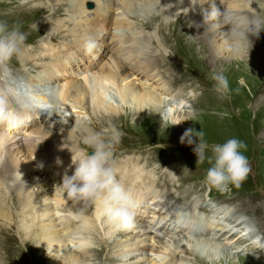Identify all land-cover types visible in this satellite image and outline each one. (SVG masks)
Masks as SVG:
<instances>
[{
	"label": "rangeland",
	"instance_id": "1",
	"mask_svg": "<svg viewBox=\"0 0 264 264\" xmlns=\"http://www.w3.org/2000/svg\"><path fill=\"white\" fill-rule=\"evenodd\" d=\"M76 1L77 0H0V14L4 12L3 14L7 15V19L4 22H7L11 26L15 23H11L9 20L13 17H16L20 13L31 14V12H29L30 10L38 8H47V10L51 9V11H54L55 6L57 7L58 5H64V11L68 12V10H72L71 7L75 4ZM102 1L109 2L110 0ZM112 1L115 4H118L116 2L117 0ZM174 2L175 0L170 2L171 6L174 4ZM89 3H94V7L89 9L87 7ZM136 3H138V1ZM204 3H206L207 6L204 11H210L212 5L215 4V6L219 10H224V8H226L235 14L246 15V12L244 10L255 14V11L258 10L259 13L264 15V0H255L254 2L253 0H245V2H241L240 6H238L236 9L232 6H229V0H207L205 2L204 0H183L182 4H179V8L175 13L173 12L171 14H168V17L165 19V27L163 23V26L160 27L156 25L155 28L151 29L153 26H155V24L146 25V23L144 22L143 25L146 28H142L140 18L145 19L146 16H143L145 14H149V16L156 15V13H158L161 9V11H167V8H164L163 3L154 5L153 8L151 7V11L149 13L143 12L142 15L138 14L137 12H134L135 15H131L135 7L126 12L129 17L133 16L128 19L130 23L135 26L134 29L139 28L137 33L134 35L132 44L129 48L131 49L133 47L134 49H136V51H138L137 48H141V50L144 51V56L142 57V59L145 62V58H148L152 61H159L161 63L156 67L154 72H151L147 75L149 78H147V76L144 77L141 74L140 77H137L138 79L135 77L133 78V80L135 79L134 81H136V84H143V87L145 85L146 87L149 86L150 89L156 88L158 85L157 83H159L160 87L166 90H170L172 97L175 98L174 100L178 101L180 104L178 105L173 103L176 110L174 109V113H172L171 115H169L170 111L168 108H166V110L164 109V112L161 113L162 108L160 107L166 106V103L161 98L157 97V95H154L153 98V101L159 106L157 110L144 109L142 110L143 112L140 110L137 111L135 110L133 105H130V103H124L122 102L123 100H120V87L111 85L109 90V102H111L107 103L108 107L102 105V107L100 108L99 106L92 104L89 108H84L81 105L76 106V102L73 98H66L64 103L66 102L68 106H71L73 104L75 105L74 108H71V111L65 109L66 111H69L71 112V114H73L71 117L70 115L54 117L53 114L48 115L46 112H43L44 116L40 119H37L36 121H31L29 120L31 118H29L28 124L24 126V129H20V133H3V137H6L7 141L6 145L1 149L3 151L2 153H0V156L3 157L2 161L0 162V169L2 164L7 162L16 170V175L13 176L14 180H4L6 181L5 190L7 191L8 195L13 192L15 184H26L29 185L27 192L29 196L33 197L32 199L37 196L40 201H46V199L47 201H49V199L51 201L52 190H54L56 186L62 183L63 177H60L56 173H52L50 175V173L52 172V170H59V167L56 163L59 161L60 164V156L61 158H64L62 157L64 155L63 152H72V148H75V150H73L74 154L76 150H84L87 147L83 143L84 133L86 134L88 131L103 132L104 128L110 131L111 127H115L120 132L124 131L123 134H125L122 136L124 139L121 138L120 140L121 143L119 142L115 145V164L116 162L118 163V165L125 164L124 160L129 159L130 156V159L135 160L138 163H140L141 161V164H144L145 172L148 173V176L152 177V179L150 177L152 186H154L155 183H159L160 178L162 179L163 175H165V178L163 177V180L165 182L164 184H166L167 187H163V192L167 193L165 191L167 190L171 194L177 193V198L185 195L186 192H183L182 195V191H188L192 194V197L189 196V198L191 197L192 199L189 202L190 204H187L181 200H177L174 197L172 200L174 203L171 205L165 204L163 202L159 204V201L157 203H154V201L152 202V197H147L146 199L141 201L139 203V207L136 209V212H143L146 214H144L143 217L135 216L134 225L132 227H139L140 233L139 231L130 230L128 232V235L123 236L121 235L122 233H119L120 230H116L110 227V229H112L113 231L111 232L112 235H109L107 234L109 230L108 225H106L104 221H101V224L99 226V236L96 237V241L94 240L91 243L92 247H95L93 244L96 243L95 245L97 246V249H94L93 251L96 252V254H99L96 255L98 256V260L96 261L92 259L88 260L87 258H82L81 260L82 262H84L77 264H127L129 257L126 256L122 258L121 256H119V253L121 252L119 248L120 245L123 246V250L127 248L126 250L128 252V250L132 248V245L134 247L138 245V248L141 249L143 246H151L152 244H154L153 249L155 251L153 253L149 252L148 254H146L140 252L136 254L137 259L135 261V264H150L152 262L157 263L158 260H163L165 257H168V254L164 252V250L166 249L165 246L162 245L161 241H159V238H155L153 234H148V230L145 233V228L142 226L140 227L139 225H150L151 227L152 224L156 222H158V224L162 222V218H159L157 216L158 214H154L162 207L164 208L163 210L170 211L172 213L185 214L186 212L185 215L188 221V218L191 216L189 215V206L191 205V203L194 202L192 204H194V207H196L197 203L203 200L205 206L200 207L199 209L192 208V211L196 210L195 213L192 214V217L203 219L206 214H204L202 210L206 211L207 208L213 211L211 213L212 216L215 215L216 212V215H218L220 212L222 213V211L228 210L230 213H226L229 214L228 217H231L230 214L236 208L237 203L238 205H245V208L249 207V209L251 210L252 207H258L259 212H254L253 214V212L251 211L252 215H242L241 220H243L244 222L250 220L252 222V228L246 226L248 233H251V231H255L257 225L260 222L259 228L261 229L260 231L262 234L260 235L261 237L259 238V240H262L264 242V33L262 34V32H260L258 36H251V48L249 49V53L248 51H245L241 55L236 57H233L232 54L224 48L225 38L222 40L218 39L216 44H212L210 35L205 36L204 34H202V29H200V27L196 29H198V32H200L201 34H196V29L192 30V39L187 40L185 43L179 42L178 44H176L175 41L172 40V42L168 44V42H166L165 40L166 36H170L169 27L167 24L174 23L181 15L186 16L189 20L195 18L197 13L201 11V4L204 5ZM139 4L150 5L146 4L145 0H142V2L138 3V5ZM121 7L122 5L118 4L117 9H121ZM85 9L92 13L96 9L95 2L92 0H88L85 4ZM44 11L45 10H43V12ZM47 12H39L37 14L39 16L38 18H36V20L38 21L39 19H43L44 16L45 18H47L49 15ZM119 12L121 13L122 9L119 10ZM201 16L202 19L203 13L201 14ZM118 17L120 18V16ZM118 17L116 15H113L108 25L106 26L107 29L105 31H101L100 29H98V32L95 33V35H92V40L95 41L96 46L91 52H88L86 50L84 51L86 54L94 55V60H92L93 63L91 64V66H86L84 63H80L81 66H77L75 64L74 67L76 69L68 70L67 73H65L57 83H52L48 88H51L52 85H54V88L58 87V85H67V89V87H70V85L76 86L80 84L84 81L85 78L97 76L100 73V69L103 67L105 68V66L112 65V67H114L115 69H118L120 67L117 63H120L119 65L122 64L119 55L122 45L120 46V37L118 35L121 33L122 29H118L113 25L115 22H118L116 21ZM51 18L56 20H67L66 16ZM51 18L48 17L46 19V22H48V20H50ZM28 20L29 19L26 20L27 22L24 21L23 23L15 24L18 25L20 27V30L22 32H25L27 36V40L25 41L27 47L24 51V57L26 58H28V55L31 54L29 52L40 50L38 46L41 47L42 41L40 42V40L43 36L50 35L48 33V30H45V28H41L38 30H34L31 28V30L30 27H33L32 23L35 19H33L31 22H28ZM189 24L190 22L187 24V26ZM189 26L191 27V24ZM46 27L48 28L47 24ZM134 31L135 30H131L129 33L131 34ZM61 32H56L55 37H53L54 43L67 38V33L64 34L63 32ZM162 32L164 33V35ZM127 36H130L131 38L133 37L131 35ZM32 37L35 39H32ZM47 38L48 37L45 38L46 45L50 41L49 38ZM154 42H156L157 44H155ZM215 45H221L223 49L221 50V52L216 53L219 59L217 58L218 60L216 59L214 62H212L210 60L213 53L216 52L214 48ZM31 46H33V48ZM74 54H77L76 50ZM69 57L71 56L64 55L62 63H64L66 60H70ZM227 61L232 62L233 65H231L230 67ZM11 63L14 73L18 76L21 70L23 71L22 68H31H27L26 71L33 72L34 69H37L36 67H38V65H40L42 62H36L35 60L33 61L31 59L29 62L27 61L24 64L23 60L20 63L16 58H13ZM30 65H32L33 67ZM62 66L64 70V66H66V64ZM145 66L146 70L150 68V64L148 63H146ZM85 68H87V70H84ZM214 74H223L229 81L231 92L230 95L225 99H219L217 94L213 90V86L215 83V81L213 80ZM153 78L154 80H152ZM40 89L44 90L46 88L44 86L40 87ZM60 107L63 108V105H61ZM115 116H118L117 120H114L113 123L109 125L112 118ZM155 119H158L159 122ZM0 128L7 129V126H2ZM46 128L52 129L54 132L58 133L57 137L61 142V144L58 145V152L56 150H52L54 149L53 146L51 147L45 144V142L39 140L41 138L38 137L36 131ZM64 129H66L67 131L70 129L73 130L74 134H72L71 140L69 142L65 137L61 136L62 130ZM188 129H192L194 132H199L202 130L204 132L203 138L210 146L212 144H222L230 138H237L246 144V149H242V152L249 160L251 172L248 178L242 183L239 188L233 187L229 192L220 193L214 189L209 191L205 187V185L203 184V179L206 170L208 169V167H210V165L208 164L207 160H205L203 164L197 165V156L193 151L195 144L189 145L186 141L185 143L180 142L181 136ZM125 138L127 139V141L125 140ZM193 138L198 143V138ZM65 145H71L70 149ZM89 151L93 150L90 149ZM47 153L48 155L46 157ZM207 154H211L210 149ZM126 155L129 156L127 157ZM66 156L68 158H71L69 157V154ZM138 158H141L142 160L139 161ZM47 160L51 161L52 166L49 165L45 169L43 165L48 164L46 163ZM64 160L65 159L61 161L62 164L60 165V168L64 171L74 172L75 169L66 166ZM50 167L51 170L48 171ZM180 167L182 169L184 167V169L182 170ZM19 169H22L23 171L20 173ZM19 174H21V176ZM143 175V173L139 174L137 176L138 179L139 177L143 178L141 177ZM166 176L168 179L166 178ZM185 176L189 178L184 179V181L181 182V180H183ZM136 179H134V184H138L139 182H141V180ZM166 182H169L170 185ZM179 182H181V186ZM178 184L179 187H177ZM196 186H198V189L195 188ZM200 189H202V193ZM57 191L60 192L58 188ZM138 196L140 197L141 195ZM229 196L231 198L234 197L233 199L235 200V203L226 201L230 198ZM242 202L244 203L241 204ZM26 209L27 207H25V212L27 211ZM56 211L48 213L47 217L45 215V219L47 218L48 222H50L52 221V219H57L56 217H58V221L65 222L66 216H68L67 210H58V213ZM26 215H28V212H26ZM192 217L191 219L189 218L190 222L194 220V218ZM251 217L253 220L251 219ZM211 218L215 219L214 217ZM36 220L38 219H35V226L33 227L32 225L34 224L32 221L27 223L28 225L29 223L31 225L29 228V237H22L21 232H18L17 230V225L12 226L11 230L6 229V235H12V238H14L15 241V245L17 246H11L18 251L12 252L19 253V255L11 258L8 255L6 249L1 248V238L0 253L2 256H5L2 257V263L4 262L3 264H29L26 260V252L23 249H26V247L24 246L26 242L30 244L33 240V232L36 227ZM212 222L213 221H211L210 223L212 224ZM221 222L222 224H218L216 222V226L221 228H229V226L231 227V224L227 222L225 218L222 219ZM210 232L212 233V231ZM144 233L146 235H143ZM211 236L212 234H210V238ZM145 237H150L152 238V240L150 238L145 240ZM135 238H137L138 241H136ZM70 240L71 241L67 242L64 251L61 250L60 252L56 253L50 250L46 251V247L44 244L40 243L39 245L33 246V244L31 243L30 245L32 246V248H28V257H32L33 259H31L30 261H35L37 264H66L65 262L68 261L65 260V257L67 255H71L75 248H79V243L76 239ZM133 240L135 244L133 243ZM181 240L183 241V243L187 241V239ZM112 243H114L115 246ZM220 243L221 246L225 248V250H229V254L226 250V254L222 253V255L220 256L214 255L213 260V258L207 257V254L198 252L197 256L200 260V262L198 263L242 264L241 260L243 258H248L251 261L250 264H264V248L256 250H246L244 248L237 249L235 248L236 246H226L223 241ZM21 244L23 247L21 246ZM104 244L105 246H109V250H111V253H108V249H105L104 253L102 251L98 252L99 249L102 248V245L104 247ZM75 253L76 252H74V254ZM172 253L180 257L181 261L185 264H198L196 263L192 252H189L187 248L183 249V251L181 252H179V250H174L172 251ZM46 257H48L49 259H46ZM21 260H23L24 262L18 263L21 262ZM202 260H204L203 263H201Z\"/></svg>",
	"mask_w": 264,
	"mask_h": 264
},
{
	"label": "bare ground",
	"instance_id": "2",
	"mask_svg": "<svg viewBox=\"0 0 264 264\" xmlns=\"http://www.w3.org/2000/svg\"><path fill=\"white\" fill-rule=\"evenodd\" d=\"M87 1L88 0H77L75 2V4L71 7L72 10L71 11L68 10V12L64 11V5H58L57 7L55 6L54 11L53 10L51 11V9L47 10V8L46 9L45 8L32 9L30 11L28 10L29 12H31V14H26V13H20L18 15L16 14L17 15L16 17H13L12 19L9 20L11 23L20 24V23H23L24 21H26L27 19H29L28 22H31L33 19H35L34 22L32 23L33 27L29 26L30 29L32 28L34 30H38L41 28L42 29L45 28V30L47 29L48 33L50 34L49 36L45 35L50 40L47 43V45H46V39H45L46 37L43 36L42 39L40 40V42L42 41V45H41V47L38 46V48H40V50H37L35 52H29L31 54L28 55V58L24 57L25 54H23L21 56V58L18 60L20 63L23 60L24 64L27 61L29 62L31 59L33 61L35 60L36 62L37 61L42 62L40 65L37 64L39 68L36 67L37 69H34L33 72H29V71H26L28 67L23 66L24 67V68H22L23 71L21 70V72L18 74V77L27 80L29 83H31L35 86H40V87L45 86V88L48 89V87H50V85L52 83H55V82L57 83L58 80L61 77H63V75L65 73H67L68 70L76 69L74 67L75 64L77 66H79L80 63H84L86 66H91V64L93 63L92 60H94V58H93L94 55L86 54L84 52L86 50L85 49V42L89 38L92 39L93 38L92 35H95V33L98 32V29H100L101 31H103V30L105 31L107 29L106 26L108 25L112 16L116 15L117 17L120 16V18L118 17V19H116V21H118V22H115L113 25L116 26L118 29H122V31L120 30L121 33L120 34L118 33L119 34L118 36L120 37L119 38L120 39V42H119L120 46L122 45V48L120 50L121 52H119L122 64L119 65L120 63H117L118 66H120L118 69H115L114 67H112V65L105 66V68L103 67L100 69V71H99L100 73L97 76L85 78L84 81L81 82L80 84H78L76 86L70 85V87H67V89H66L67 85H61V86L58 85V87H56V88H54L53 87L54 85H52L51 89L54 88V90H55L57 102L59 103L60 106L63 105V108L60 107L61 109L56 110L53 113V116L59 117V116L70 115V117H71L73 115L69 111H71L72 110L71 108H74L75 105L73 104L71 106H68L66 102L64 103L66 98H68V99L73 98L76 102V106L81 105L84 108H89L92 104H95V105L99 106L100 108L102 107V105L107 106V103L111 102V101L109 102V100H110L109 99V96H110L109 90H110L111 85L119 86L120 87V89H119L120 100H123L122 102H124V103L125 102L130 103V105H133V107L137 111L138 110L142 111L144 109L157 110L159 106L153 101L154 95H157V97L161 98L166 103V106L160 107V108H162L161 113H163L164 109L166 110V108H168L170 111L169 115L174 113V109L176 110L174 104H178V105H180V104L178 101L174 100L175 98L172 97L170 90H166V89L160 87L159 83H157L158 85L156 88L150 89V87L148 85H147L148 87H146V85L143 87V84H136V81H134L135 79L133 80V78H135V77L136 78L140 77L141 74L145 77L148 74H150L151 72H154L156 67L158 65H160L161 63L159 61L158 62L152 61L148 58L147 59L145 58V60H146V62H145L142 59V57L144 56V51H142L141 48H137L138 51H136V49H134L133 47L131 49L129 48L132 44V39L134 38V35L137 33L139 28L134 29L135 26L133 24H131L129 19H128V18L133 17V16L129 17L126 14V12L135 7V9L132 11L131 15H133V14L135 15L134 12H137L138 14L142 15L143 12L149 13L151 11V7L153 8L154 5L159 4V3H163L164 8H167V11H161L162 10L161 9L158 13H156V15H152V16H149V14H145V15H143V16H146L145 19L140 18V21L142 23L141 24L142 28L143 27L146 28L143 25L144 22L146 23V25L155 24V26H153L151 29L155 28L156 25L161 27V26H163V23H164V27H165V25H166L165 19L168 17V14H171L173 12L175 13L179 8V4L181 5L183 0H175L174 4L172 6H171L170 2H172L173 0H145L146 4H150V5H144V4L138 5V3H141L142 0H117L116 2L118 4L122 5V7H121L122 12L121 13L119 12V10H121V9L120 8L117 9L118 4H115L112 0H110L109 2H107V1L103 2L102 0H92L96 4V9L92 13H90V11L85 9V4L87 3ZM137 1H138V3H136ZM205 1H207V0H204V2ZM254 1L255 0H253V2ZM241 2H245V0H229V3H230L229 6H232L233 8L236 9L238 6H240ZM205 8H207L206 3H204V5L201 4V8H200L201 11H199L197 13V15L195 16V18H193L191 20H189L186 16L181 15L180 17L177 18V20L174 23L167 24L169 27L170 36L165 37L166 42H168V44H170L172 42V40H174L176 44H178L179 42L185 43L187 40L192 39V36H191L192 30H195L196 28H199V27H200V29H202V31L200 30L202 34H204L205 36L210 35V37H211L210 40L212 41V44H216L218 39L219 40L224 39L225 37L222 33L228 31L227 30L228 26L222 27L217 33H215V36L213 38H212V35H213L212 33L206 32L207 26L203 24V18L201 19V17H202L201 14L204 12ZM43 10H45V11L43 12ZM221 11H223V10H221ZM244 11L246 12V15H259L261 18H264V15L259 13L258 10L255 11V14H252L251 12L246 11V10H244ZM39 12L40 13L47 12L49 14V15L47 14L49 18H51V17L58 18V17H65L66 16L67 20H56V19L51 18L50 20H48V22H46V19L48 17L45 18V16H44L43 19H39L37 21L36 18H38L39 15H37V14ZM3 13L0 14V21H6V19H7V15L3 14ZM191 21H193V22H191ZM189 22L191 24V27L189 26L190 24L187 26V24ZM46 24H47L48 28L46 27ZM23 29H25V28H23ZM131 30H135V31L130 34L129 32ZM59 31L60 32L62 31L64 34L67 33V36H66L67 38L65 37L66 39H63V40L58 41L57 43H54L53 37H55L56 32H59ZM260 32H262V34H263L264 30H261ZM201 33L198 32V29H196V34L200 35ZM124 34L131 35L133 37L131 38L130 36H127ZM163 35H164V33H163ZM136 37H137V35H136ZM250 37L251 36H249V39H250ZM138 38H139V36H138ZM32 39H35V38L32 37ZM154 43L157 44L156 42H154ZM31 47L33 48V46H31ZM32 48H30V49H32ZM214 48H215L216 52L213 53V55L211 56L210 61H212V62H214L218 58L216 53L221 52V50L223 49V47L221 45L220 46L215 45ZM254 49H255V47H254ZM75 50H76L77 54H74ZM64 55H67V56L70 55L71 57H69L70 60H66L64 63H62ZM146 63L150 64V68L147 70L145 69ZM65 64H66V66H64L65 68L63 70L62 65H65ZM228 64L230 67H231V65H233L232 62H228ZM30 66H32V65H30ZM28 69H31V68H28ZM35 70H39V71L35 72ZM84 70H87V68H85ZM32 73L34 75L35 74L36 75L34 76V75H32ZM147 78H149V77L147 76ZM152 80H154V78ZM40 87H38V88H40ZM44 98L47 99L46 97H44ZM65 109H67L69 111H66ZM36 114L39 115L40 117H42L44 115L43 112H41V113L39 111L33 112V113L25 115L23 124H21L19 126H7V129L6 128H0V153H2L3 150H1V149L3 148V146L6 145V141H7L6 137H3L4 134H13V133L17 132L18 130L24 128V126L26 124H28V119L34 117ZM117 117L118 116L113 117L109 125H111L114 120H117ZM154 118H156V117H154ZM37 119H36V117H34V120H37ZM155 120L158 121V119H155ZM75 123H76V121H75ZM105 129L106 128H104V130ZM36 132L38 134V137L41 138L39 140H41L42 142H45V144H47L51 147L53 146L54 149H52V150H56L58 152V149H59L58 145H60L61 142L58 140V137H57L58 133L57 132H54L52 129H49V128L39 129ZM72 134H74L72 129H70L68 131L66 129H64V130H62L61 136L65 137L69 142L71 140ZM84 135H85V133H84ZM123 135H125V134H123ZM125 140L127 141L126 138H125ZM131 140H132V138H131ZM127 145H128V143H127ZM65 146L70 149L71 145H65ZM72 147H74V146H72ZM80 147H81V145H80ZM130 147H128V148H130ZM114 149H116V147ZM71 150L73 152V150H75V148H72ZM81 151L76 150L75 154L73 152V155L78 156V155H80ZM128 152H129V150H128ZM47 155H48V153L46 154V157H47ZM2 157L0 156V162L2 161ZM39 157H41V156H39ZM69 157H71V156H69ZM122 158H123V156H122ZM64 159H65L64 162H65L66 166H69L70 168L75 169V165L72 163V158H68L66 156ZM68 159H69V161H66ZM138 159H139V161L142 160L141 158H138ZM124 162H125V164H123V165H121V164L118 165L117 162H116V164L114 163V166L117 169L118 179L133 194L134 198L138 201V203H140L141 201H143L147 197H152V202L154 201V203H157L159 201V204H161V202H163L165 204L171 205L174 203L172 201L173 197H174L177 200H181L187 204H190L189 202L192 200L191 199L192 194L189 193L188 191H182L181 192L182 195H183V192H186V193H185V195H183L180 198L179 197L177 198V196H178V195L176 196L177 193L171 194L167 190H165L167 193L163 192V190H164L163 187H167V185L164 184L165 182L163 180L165 178V175H163L164 178L163 177H162V179L160 178L159 183H155L156 186L155 185L152 186L151 182H150L152 177L148 176V173L145 172L144 164L142 165L141 161H140V163H138L135 160L130 159V156H129V159L124 160ZM146 165H148V164H146ZM160 167H161V165H160ZM183 169H184V167H183ZM19 171L21 173L23 170L19 169ZM15 172H16V170L12 167V165L8 164L7 162L3 163L1 166V169H0V239L2 238L1 239V248L6 249L8 255L11 258L19 255V253H16L18 251L16 249H14L13 247H11V246H14V247H17V246L15 245V241H14V238H12V235H10V234H9V236L6 235V229L11 230L12 226L17 225V230H18V232H21V236L22 237L23 236L29 237V228L31 225H30V223H29V225L27 223L32 221L34 224L35 219H38V220H36V227H35L34 232H33V240L31 239L32 240L31 243L33 244V246L39 245L41 243V244L45 245L46 251L50 250V251H54L56 253V252H60L61 250L64 251L67 242L71 241L70 239H73V240L76 239L77 242L79 243V248H75L74 251L71 253V255H67L65 257V260L68 261L65 263L66 264L83 263L84 261L82 262V260H81L82 258H87L88 260L92 259V260L97 261L98 256H96V255L98 253L96 254V252L93 251L94 249H97V246L95 245L96 243L94 242L95 244H93V245L95 247H92L91 243L94 240L96 241V237L99 236V233H100L99 232V226L101 224V221H104V223H105V218L103 217V215L101 213L100 207L98 205L94 206V207H88L87 209L84 210L83 214H81V209L83 206L78 205V204H73L71 201H69L65 198L63 193L58 192L57 189L52 190V193H51V197H52L51 199L52 200L51 201H50V199H49V201H47V199H46V201H42V200L40 201L37 196L34 199H32L33 197L29 196L28 192H27L29 185H26V184H18V185L15 184V188H14L13 192L8 195L7 191L5 190L6 181H4V180H6V179L14 180L13 176L16 175ZM73 173L74 172H71V174H73ZM141 173L144 174L143 176H141L143 178L139 177V179H138L137 176ZM71 174L69 176H71ZM187 174H188V172H187ZM19 175L21 176V174H19ZM150 177H151V179H150ZM166 178H167V176H166ZM187 178H189V177L185 176V178H183V180H181V182ZM134 179L141 180V182H139L138 184H134L135 183ZM181 182H179L180 186H181ZM166 183L170 185L169 182H166ZM197 183H199V182H197ZM200 186H201V184H200ZM177 187H179V184ZM197 187L198 186H196L195 188H197ZM169 188H170V186H169ZM156 189H158V190H156ZM201 190L202 189H200V191ZM192 191H193V189H192ZM201 193H202V191H201ZM138 195H141V196L139 197ZM189 196H191V197L189 198ZM233 198L230 197L226 201H231V203H235L234 202L235 200ZM224 200H225V198H224ZM244 202H242L241 204H243ZM192 203H194V202H192ZM192 203L189 206V215H191L189 217L190 219L192 217V214H194L196 211V210L192 211V208L199 209L200 207L205 206L204 200L198 202L196 207H194V204H192ZM244 206L238 205V203H237L236 208L230 214L231 217H228L229 214L226 213V212H229L228 210L222 211V213L220 212L218 215H216L217 214V212H216V214L212 216L211 213L213 211L210 210L209 208H207L205 212H208V214L210 213L211 214L210 216H207V214H206L203 219H199L197 217H195V218L192 217V218H194V220L191 222H190L189 218L187 221V218L185 215L186 212H185V214H178V213H172L170 211L163 210L164 209L163 207L160 209L158 208L159 210L157 212H155L154 214H158L157 216L159 218H162V220H163L162 222H160L159 224H158V222H156V223L152 224L151 227H150V225H145V226L139 225V226L140 227L142 226L145 228V233L148 230V234H153V236L155 238L156 237L159 238V241H161L162 245H164L166 248L164 250V252L166 254H168L167 255L168 257H165L161 261L158 260L157 263L152 262L150 264H185L181 261V258L174 255V253H172V251L179 250V252H181V251H183V249H186V248L189 250V252H192L196 263L200 262V260L197 256L198 252L199 253L202 252L203 254H207V257H209V258L210 257L213 258L214 255L220 256V255H222V253L226 254L227 251H228L227 253L229 254V250L226 249L227 250L226 251L225 248L221 246L220 242H222V241L225 243L226 246H228V245L229 246H236L235 248H237V249H240V248H244L246 250H249V249L250 250L251 249L256 250V249H260V248L263 249L264 248V242L262 240H259V238L261 237L260 235L262 234L260 231L261 229L259 228L260 222H259V224L257 223L258 225L256 224L257 228L255 229V231H251V233H248L246 226H249V228H252L253 227L251 225L252 222L250 220L247 222H244L243 220H241L242 215H249L250 216V215H252L251 211L253 212V214H254V212L255 213L259 212L258 207L257 208L252 207V210H251V209H249V207L245 208ZM25 207H27L26 212H28V215H26ZM62 209L67 210V213L69 216V217L66 216L65 222L64 221H58V219H59L58 217H56L57 219H52V221H50V222H48L47 218L45 219V215L47 217L48 213L55 212L56 210H57L56 212L58 213V210H62ZM211 217H214L215 219H212ZM252 217H251V219H252ZM224 218L226 219L227 222H229L231 224V227L229 226V224H228L229 228H221V227L216 226V222L218 224H220V223L222 224L221 220ZM102 219H104V220H102ZM53 220H55V221H53ZM211 221H213L212 224L210 223ZM178 223L181 225L179 226ZM254 224H255V222H254ZM33 226H35V224L32 225V227ZM193 226H198L197 230H194ZM108 227H109V230H108L107 234L110 235L113 230L110 229L111 226L108 225ZM130 230L131 231H133V230L139 231V233H140L139 227L131 228L128 230H120L119 233H122L121 235L126 236L129 234L128 232ZM210 231H212V233ZM15 232H17V231H15ZM4 233H5V235H4ZM145 233L143 235H146ZM210 234H212L211 238H210ZM148 238H150V237H145L144 239L147 240ZM135 239H136V241H138L137 238H135ZM150 239L152 240V238H150ZM181 239H187V241H185V243H183V241ZM198 239H200V240H198ZM133 243H134V240H133ZM30 244L27 242L24 244L26 249H23V250L26 252V260L28 261L29 264H37L35 261H30L31 259H33L32 257H30V258L28 257L29 256L28 248H30V247L32 248V246ZM112 244L114 245V243H112ZM145 245H147V244H145ZM153 245L154 244H152L151 246L150 245L149 246L148 245L143 246L141 249L138 248L139 247L138 245H136L135 247L132 245V248L130 250H128V252L126 250L127 248L125 250H123V246L120 245L119 248H120L121 252L119 253V256H121L122 258L128 256L129 260H128L127 264H135V261L137 259L136 254H138L140 252L146 253V254H148L149 252L153 253L155 251L153 249ZM21 246H22V244H21ZM105 249H108L107 250L108 253H111V250H109V246L108 245L105 246V244H104V247L102 245V248H100L98 252L102 251L104 253ZM12 251H16V252H12ZM74 252H76L77 254L76 253L74 254ZM113 256H115V255H113ZM263 256H264V254H263ZM2 257H5V256H2L0 253V264L4 263V262L2 263ZM207 257H206V260H207ZM46 259H49V258L46 257ZM243 259L241 260L242 264H250L251 263V261L248 258H243ZM213 260H214V258H213ZM203 261L204 260H202L201 263H203ZM22 262H24V261L21 260V262H18V263H22ZM115 262H117V261H115Z\"/></svg>",
	"mask_w": 264,
	"mask_h": 264
},
{
	"label": "clouds",
	"instance_id": "3",
	"mask_svg": "<svg viewBox=\"0 0 264 264\" xmlns=\"http://www.w3.org/2000/svg\"><path fill=\"white\" fill-rule=\"evenodd\" d=\"M203 24L207 26L206 32L213 34L212 38L222 27L228 26V31L222 33L225 37L224 48L233 57L245 51L249 53V36H258L264 30V18L259 15L235 14L226 8L221 11L215 4L210 11L203 12ZM26 39V34L18 25L10 26L0 21V127L19 126L27 114L39 111L51 115L60 108L54 89L41 90L13 71L11 61L13 58L19 60L24 54ZM95 46V41L90 38L85 42L88 52ZM213 80V90L218 98H227L231 92L227 77L214 74ZM122 136L123 133L115 127L110 131H88L83 137L87 147L80 155L72 156L74 173L71 176L65 174L62 183L55 188L73 204L82 205L81 214L88 207L98 205L105 223L116 230L131 229L139 207L133 194L118 179L114 166V148ZM193 137L198 138V143ZM203 137L202 130L194 132L188 129L180 142L195 144L193 151L197 156V165L205 160L210 165L203 179L205 187L220 193L229 192L233 187L239 188L251 172L249 160L242 152L246 144L237 138H230L222 144L210 146ZM88 149L93 150L91 155L87 154ZM209 149L210 155L207 154Z\"/></svg>",
	"mask_w": 264,
	"mask_h": 264
}]
</instances>
